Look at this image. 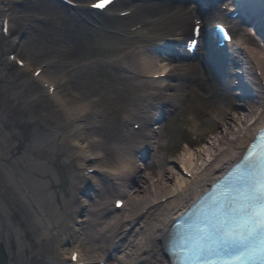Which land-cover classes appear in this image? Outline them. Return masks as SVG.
<instances>
[{
	"label": "bare ground",
	"instance_id": "6f19581e",
	"mask_svg": "<svg viewBox=\"0 0 264 264\" xmlns=\"http://www.w3.org/2000/svg\"><path fill=\"white\" fill-rule=\"evenodd\" d=\"M36 1L31 0L28 3ZM22 2L25 0H0V5L3 6L0 12V47L1 41L4 39L1 35L3 19L8 17L10 28L12 27L10 21L14 18L13 10L7 15L8 8L13 9L16 7V3L22 4ZM121 5H127V8L119 11L122 12L133 7L135 12L128 19H120L119 30L132 28L138 24H143V27H146L149 22H153L149 28L150 32L142 39L130 41L131 43L128 44L125 42L112 48V52L122 53L124 60L135 57L134 63L129 65L130 69H125L127 77L133 78L132 82L127 85L129 77L122 76L115 78V84L123 83L124 86L120 89L125 93L131 92V90H141L134 98H127L134 106L129 112V116L138 120L133 121L132 125L138 123L140 128L134 131L126 130L122 138L115 140L108 131H104L106 123L103 120L102 122H89L86 118L88 113L93 112L98 104L104 101L102 95L95 100L90 108L76 112V109H80L87 101H91V98L79 95L67 99L59 94L56 88L53 96L58 104L66 110L68 118L64 120L65 124H71V129L66 133L74 135L76 139L73 140V143L78 142L80 145V148H75L73 151V157L79 160L77 170L80 173L77 181L68 179L64 164L59 165L60 173L55 175L61 178V183L65 186L63 192H66L67 188L71 190L70 197L62 201L59 200L61 183H58V180L55 182L54 174H51L48 163L41 161L42 154H44L42 150L39 153L13 152L6 150L8 146L4 148V142L0 140V163L7 161L13 163L12 165L14 162L19 165L17 168L13 167L11 172H6L0 164V235L14 232L10 231V227L13 226L11 216L13 211L15 213L16 210L20 211V214L16 216L21 225L31 224L33 228L38 227L40 230L39 238L44 240L45 250L53 259L52 264H73L71 261L73 249L80 250L83 264H100L101 262L104 264H169L162 249L163 235L171 228L174 219L199 194L205 191L210 183L218 179L232 163L239 159L256 134V127L248 121V115L243 112L245 101L242 98L238 99L240 107L234 111L236 113H232L236 106L231 99L232 90L228 83L229 81L234 84L237 82L242 93L246 92V82L242 76L243 70L237 61L227 64L220 59L218 61V79L222 86L221 92L226 99L223 101L222 97L210 95L207 104L201 102L202 105H204L203 103L209 105V109L204 110L202 123L199 126L204 129L217 128L220 130L216 137L209 142V148L216 150L210 156L204 153L205 150L185 151L184 155L190 153L188 169L185 167L187 161L183 155L181 159L177 160L162 157L161 160L156 161L154 159L157 157L156 153L160 152L163 147L161 131L158 129L159 124L161 120H167L172 114L173 108L177 106L176 97L172 93L177 88L170 82L173 79H179L184 83L191 82L193 84L195 80L193 71L195 72L198 68L199 62H193L192 65L183 63L170 70L169 76L166 78L154 80L151 78V74L165 72L167 65L162 59L159 65L157 62L162 56L149 51V48L157 49L158 53L164 50L166 54L168 48L176 50V45H179V41L187 34L190 23L185 6H190L192 3L189 4L188 0H154L151 7L146 6L143 1L135 3L124 1ZM67 9L58 0H47L43 10L38 14L43 18L41 21L49 23L54 12L57 16ZM203 16L207 17L208 14L203 13ZM205 20L204 18V22ZM207 25L206 23L205 26ZM262 25L264 27V22ZM52 31L51 29L47 30V38L51 40V45L47 43L40 49V51H45V59L39 58L35 63H38V68L44 66L40 76L55 83L59 75H64V71L65 73L71 70L74 72L80 66L65 70L67 66L61 65L60 71L56 73L54 71L55 74L51 73V68L55 64L51 58L62 59L65 55L69 56L71 48L65 35ZM22 43L23 39L19 40L17 46ZM126 46L131 49L126 51ZM261 48L260 44L255 43L254 48H249L251 54L244 55L251 62H256L264 74V52ZM89 54L90 51L86 50L81 59H74V61L84 60L85 65L89 64ZM111 59L106 60L111 61ZM31 66H33L32 63H29L28 69ZM233 71H236V76L233 75ZM209 80L210 76L205 71L200 84L206 92L209 89ZM166 81H169L167 85L158 88L157 92H151L153 84L161 86ZM29 82L28 80L24 81V84ZM183 88L186 89V86ZM181 94L184 99L186 96H189L190 99L193 97L191 93L184 90ZM245 98L246 100L252 98L249 102L251 112H258L260 108L258 104L262 103V111L258 114L257 121L264 123V92L259 89L258 99L251 96ZM259 98L262 99V102L259 101ZM59 127L62 130L63 126ZM146 131H150L151 136H144L143 133ZM138 141L142 142L138 143ZM114 145L125 147L136 145L130 149L132 156L136 159V167L132 173L114 176L112 171L108 170L112 169V162L117 156ZM154 145H158L157 152L153 154L154 162L151 165L140 166L143 154L149 153L150 148ZM220 150L221 153H219ZM90 158H92L91 161ZM84 162L87 165L85 169H82L80 165ZM179 163H183L186 171L191 172V178L183 175L181 169L179 170ZM89 168H94V173L85 177L84 171ZM146 168H150L152 173H145L143 170ZM107 172L113 175V179L107 176ZM7 174L11 176V180H8ZM17 175L23 179V182L17 178ZM113 192L121 194L117 197L126 199L129 211L125 218L119 217L121 210L109 208L106 205L105 200ZM33 195H37V201H40L39 203L43 206L41 213L43 216L47 215L46 219L42 220L37 217L38 211L33 212L32 215L29 214L28 210L34 204ZM47 196H49L48 199ZM51 199L53 201L50 203ZM83 199H87L88 202L85 203ZM42 222L48 224L44 226ZM23 231L25 232V229L19 231L20 237ZM20 243L22 248L27 245L24 237L20 239ZM2 245L0 243V246ZM3 247L5 248V246H2L4 258H6L5 264H9L8 254ZM36 259V256L33 255L29 257V260Z\"/></svg>",
	"mask_w": 264,
	"mask_h": 264
},
{
	"label": "rangeland",
	"instance_id": "374dc122",
	"mask_svg": "<svg viewBox=\"0 0 264 264\" xmlns=\"http://www.w3.org/2000/svg\"><path fill=\"white\" fill-rule=\"evenodd\" d=\"M44 1L46 2L47 0H37L34 3H24V5L16 3V7L12 9L14 29L11 35L19 34L23 39L22 46L13 45L11 38L1 41L0 140H3L4 148L8 146L6 150H12L13 152L23 154L25 152L39 153L42 150L44 154L41 153V161L48 163L51 174H54L55 182L58 180V183H61V178L56 177L60 173L59 165L61 164H64L68 179L77 181L80 173L77 170L79 160L73 157V151L75 150L73 140L76 137L74 138V135L66 133L71 129V124L66 125L64 122L68 118L66 110L55 103L54 99L48 96L36 83L31 81L29 71L21 72L15 70L5 63L4 56L10 52H16L19 56L23 55L31 61H36L39 58L43 60L46 53L45 51H40L41 47L47 43L51 45V40L47 38V30L51 29L58 34L65 35L71 46L70 54L68 53L69 56L65 55L62 59L51 58L55 62L53 68H51V73L55 74L60 71L61 65H64L63 67L67 66L65 70L72 69V67H80L76 68L74 72L71 70L65 73L64 71V75H59V78L55 80L59 93L67 99L82 95L90 97L91 100H97L102 95L101 97L104 101L98 104L93 112L88 113L86 118L89 122H102L103 120L106 123L104 131H108L115 140H118L122 138L126 130H136L133 128L132 122L138 120L130 118L129 112L132 111L134 106L127 98H134L141 90H131V92L125 93L120 89L124 86L123 83L115 84V78L127 77L128 74L125 69H130L129 65L132 64L135 57L124 60L122 53L112 52V48L122 43L126 42L128 44L131 43L130 41L134 42L142 38L149 32V28L140 29L135 33H126L119 30L117 28L118 23L114 22L110 17L106 15L99 17L83 9H68L57 16L55 15L56 12H54L51 21L45 23L41 21L43 18L38 14L45 6ZM1 9H3L2 5H0V12ZM128 47L126 46V48ZM126 48V51L131 49V47ZM86 50L90 51V63L85 65L84 60L75 62L74 59H81ZM122 51L124 52V49ZM106 55L108 56L106 57ZM108 58H112L111 61H107L106 59ZM37 66V62L33 63L32 69ZM27 80L30 82L24 84V81ZM132 80L133 78L130 79L129 77L126 84L128 85ZM192 106L194 107V100ZM235 106L236 108L232 111L233 114L240 107L239 102ZM195 111L200 117L202 111L197 109ZM59 126H63L62 130L59 129ZM164 126L166 127L162 129V153L158 154L156 160L163 156H166L167 159H181L183 151H185L182 149L181 143L183 139H191L192 134L189 131L191 123L183 115L182 119L181 116L171 118V121H167ZM161 127L163 128V124ZM219 131L217 128H201L196 134H193L203 138L205 143L203 146L198 145L194 148L195 152L205 150L204 153L210 156L216 149H210L209 142L216 137ZM186 141H193V143L196 141L197 143L199 140L192 138V140ZM50 152H52L51 156ZM0 164L6 172H11L13 167L17 168L19 166L16 162L12 165L13 163H8L7 161H2ZM180 165L181 163H179V169ZM6 176L8 180H11L9 174ZM17 178L21 181L23 180L19 175H17ZM60 185L61 194L59 200L62 201L70 197L71 190L67 188V191L63 192L65 186L62 183ZM110 194V197L105 200L109 208L112 207L113 197L117 193L113 192ZM32 197L34 204L29 208V214L32 215L34 214L33 212L38 211L37 217L42 220L43 218L46 219L47 215L43 216L41 213L43 206L39 203L40 201H37V195ZM48 198L49 196H47ZM51 201L53 200L51 199L49 202L51 203ZM56 201L58 202V199ZM19 214L20 211L16 210V213L13 211L11 216L13 226L10 227V231L14 232L0 235V243L5 246L9 264H52L53 259L45 250L44 240L39 238L40 230H38V227H36V230L31 224L21 225L16 216ZM42 223L44 226L48 224L46 222ZM24 229L25 232L23 231L20 237L19 231ZM23 237L27 245L22 248L20 239ZM32 255L36 256L37 259L29 260Z\"/></svg>",
	"mask_w": 264,
	"mask_h": 264
},
{
	"label": "snow or ice",
	"instance_id": "6c2138e0",
	"mask_svg": "<svg viewBox=\"0 0 264 264\" xmlns=\"http://www.w3.org/2000/svg\"><path fill=\"white\" fill-rule=\"evenodd\" d=\"M115 2L97 0L91 6L105 10ZM230 4L236 11L245 12L253 0H224L222 8L231 10ZM196 24L195 35L199 37L200 21ZM216 30L231 41V36L222 27L217 25ZM4 31L7 33V27ZM20 66H24L23 61ZM35 75L39 77L41 73ZM82 109H87V105L75 111ZM151 134L150 131L143 133L144 136ZM134 147L136 145L127 146L126 151L132 155L130 149ZM116 206L123 207V201H117ZM189 233L184 258L194 264H264V136L236 164L235 171L225 175L218 184L204 210L191 222ZM72 259L78 260L79 255L74 254Z\"/></svg>",
	"mask_w": 264,
	"mask_h": 264
},
{
	"label": "clouds",
	"instance_id": "9594fccd",
	"mask_svg": "<svg viewBox=\"0 0 264 264\" xmlns=\"http://www.w3.org/2000/svg\"><path fill=\"white\" fill-rule=\"evenodd\" d=\"M93 103H95V99L87 101L85 104L87 108H90ZM113 147L116 149L117 156L112 162V174L114 176H120L122 173H132L136 167L135 157L126 151L125 146L114 145ZM80 167H84V165L81 164ZM83 201L85 203L88 202L87 199H83Z\"/></svg>",
	"mask_w": 264,
	"mask_h": 264
},
{
	"label": "water",
	"instance_id": "95a60500",
	"mask_svg": "<svg viewBox=\"0 0 264 264\" xmlns=\"http://www.w3.org/2000/svg\"><path fill=\"white\" fill-rule=\"evenodd\" d=\"M4 254L2 252V246H0V264H5Z\"/></svg>",
	"mask_w": 264,
	"mask_h": 264
}]
</instances>
